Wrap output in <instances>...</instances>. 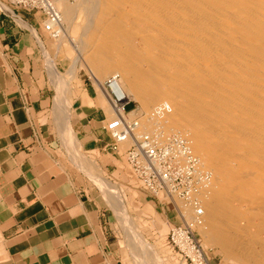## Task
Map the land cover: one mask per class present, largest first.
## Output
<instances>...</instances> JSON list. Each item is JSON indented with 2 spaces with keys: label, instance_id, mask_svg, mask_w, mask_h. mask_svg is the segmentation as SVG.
Returning <instances> with one entry per match:
<instances>
[{
  "label": "bare ground",
  "instance_id": "6f19581e",
  "mask_svg": "<svg viewBox=\"0 0 264 264\" xmlns=\"http://www.w3.org/2000/svg\"><path fill=\"white\" fill-rule=\"evenodd\" d=\"M56 5L64 22L60 38L66 23L85 16L74 46L78 59L100 80L119 75L147 112L144 130L153 133L161 126L185 136L209 169L211 182L199 195L202 223L196 226L206 245L217 247L226 261L264 264V0H77L74 6L56 0ZM52 65L56 117L72 146L71 103L66 105L72 89ZM163 104L171 112L154 117ZM101 187L137 263L163 264L128 216L121 191L107 181ZM189 211L182 216L189 218Z\"/></svg>",
  "mask_w": 264,
  "mask_h": 264
},
{
  "label": "crops",
  "instance_id": "0c3cea01",
  "mask_svg": "<svg viewBox=\"0 0 264 264\" xmlns=\"http://www.w3.org/2000/svg\"><path fill=\"white\" fill-rule=\"evenodd\" d=\"M16 13L37 34L0 7V264H126L101 183L125 190L151 222L174 223L173 210L143 191L108 148L110 109L92 83L81 86L71 111L68 144L54 114L51 67L62 71L63 59L48 52L41 19Z\"/></svg>",
  "mask_w": 264,
  "mask_h": 264
},
{
  "label": "built area",
  "instance_id": "2783aa9c",
  "mask_svg": "<svg viewBox=\"0 0 264 264\" xmlns=\"http://www.w3.org/2000/svg\"><path fill=\"white\" fill-rule=\"evenodd\" d=\"M0 7L8 14L4 7L11 9L13 15H9L12 18L32 29L35 28L16 11L21 10L31 14L33 19H41L43 32L52 39H60L64 31L62 13L56 0H0ZM97 86L110 109L109 120L103 121V130L111 140L108 148L123 156L131 175L143 191L169 206L182 220L177 202L193 210L192 222L174 224L167 236V243L178 263L210 264L195 227L202 223L204 212L199 195L210 184L211 173L201 165L185 136L166 133L161 126L153 133H139L142 118L122 89L119 75H113ZM170 112L169 105L163 104L157 107L153 116L162 118ZM123 143L129 144L124 151L121 149Z\"/></svg>",
  "mask_w": 264,
  "mask_h": 264
},
{
  "label": "rangeland",
  "instance_id": "374dc122",
  "mask_svg": "<svg viewBox=\"0 0 264 264\" xmlns=\"http://www.w3.org/2000/svg\"><path fill=\"white\" fill-rule=\"evenodd\" d=\"M64 1L70 6H74L77 4V0H64ZM4 5L7 6L6 4H3V6ZM9 12H11V11H9ZM84 24H85V16L83 14H81V15L76 16L74 18V20H72L70 23L65 24L66 35H64L63 38L52 39L47 33L42 32V35L44 36V40L46 41L45 45L46 46L48 45L47 46L48 52H50V54H53V55H58L61 59H63L62 65H63L64 69L58 73L59 74L58 76L60 78H63V79L65 78L64 80L70 81L72 93L70 96V100H68V102H66L67 106L70 105L68 103H71L70 111H69L70 114H71V111L73 110V108L77 105V103L75 101L81 92V86L83 84L90 85L92 83L93 87L95 88V90L97 92L98 99H99L100 103L106 109H109L105 100H104V97H103V95H102V93L99 90L97 85L99 83H102L103 81H105L107 78L113 76V74H110L109 76H107L106 78H103L101 80L96 78V76H94V73H92L88 69V67L85 66L84 63L81 62L80 59H78L79 58L78 50H77V47L76 48L74 47V46L78 45V43L80 42V35H81L80 33H81V30H83ZM68 29H69V32H67ZM72 38L75 41H70ZM78 38H79V40H78ZM77 40H78V42H77ZM53 82H54V79H53ZM122 85H123V89L125 90V92L128 95L127 97L132 101L134 106L136 108H138V115L140 118H142L141 120H143L144 118L146 119L148 117L147 112L143 109L141 103L135 98L132 90L126 85L125 82H123ZM54 86H55V84H54ZM56 100H57V93H56ZM56 100H55V107H54V109H55L54 114L55 115H56V112L58 111V105H57ZM56 107H57V109H56ZM141 124H142L141 125L142 128H140L139 133H144L146 131L144 130L143 122ZM141 129H143V131H141ZM151 129H153V128H151ZM128 147H129L128 143H123L121 145V149L123 151L126 150ZM77 150L78 149L76 147L73 149L74 152H76ZM125 163H126V161H125ZM204 169L209 170L206 167ZM115 186L121 191L122 196L124 195L123 196V199L125 202L124 205L127 208L128 216L131 217L135 226H137L138 232L140 233L141 236H143V239L146 241V243H148L149 245H151L153 247L155 253L159 256L162 263L163 264H179L174 251L169 247V245L167 243V236H168V233H169L171 227L174 224H179V223H182L184 221L191 223L193 220L191 218V216H192V214L194 215L193 210H191L188 207H184V205L181 202H177V207L179 208V211L181 214L183 213V211H189V210L192 211V213H191V211H189V213H190L189 218L186 219L182 216L184 219V220H182V218L180 216H177L176 213L171 210L174 214V216L171 215L174 219L173 220L174 223L168 224L166 222H162L160 220V218H158L159 220H156V221L153 220L154 222H151L150 219H147L145 217L146 215L144 216L143 213H141L139 210H137V207H135L133 204L128 202L129 199H127L125 196V190H123V189L121 190L119 188V186H117V185H115ZM104 199L111 207L112 205L107 201L108 199L105 196H104ZM111 209L113 212L114 231L116 232L119 241L121 242V244L124 247L126 264H138L139 261L137 263L136 255L134 252H132V250L129 246V242H128L129 238H128L127 233L125 231L124 224L122 221H120L118 219V217L116 216L117 213L116 214L114 213V210L112 207H111ZM195 231L197 232L198 238L200 240V243H201V245L205 251V254H206L208 260L212 264H239L236 261L224 260L223 254L221 253V251L217 247L211 248L210 246H207L203 237L200 234V227L199 226L195 227ZM2 250H3V243H2V239L0 238V262L2 260V254H3Z\"/></svg>",
  "mask_w": 264,
  "mask_h": 264
}]
</instances>
